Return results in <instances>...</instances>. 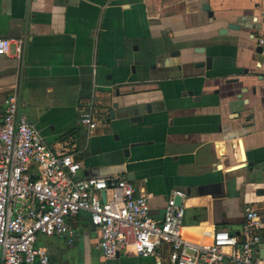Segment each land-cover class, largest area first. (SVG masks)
<instances>
[{"label": "crops", "instance_id": "crops-1", "mask_svg": "<svg viewBox=\"0 0 264 264\" xmlns=\"http://www.w3.org/2000/svg\"><path fill=\"white\" fill-rule=\"evenodd\" d=\"M234 26V27H229ZM264 0H0V120L18 114L81 177L125 178L160 218L183 192L182 236L241 239L244 209L264 211ZM21 41L19 55L14 51ZM91 110L96 128L80 115ZM73 236H39L49 264H166L98 248L89 216ZM264 261V244L256 248Z\"/></svg>", "mask_w": 264, "mask_h": 264}, {"label": "built area", "instance_id": "built-area-1", "mask_svg": "<svg viewBox=\"0 0 264 264\" xmlns=\"http://www.w3.org/2000/svg\"><path fill=\"white\" fill-rule=\"evenodd\" d=\"M256 42L264 48V36ZM10 47L11 40L0 37V55ZM21 50V41H16L15 53ZM79 123L87 131L96 128L91 110L81 113ZM81 168L73 155L54 153L36 127L18 114L16 95L5 98L0 120V264H49L38 237L73 236L68 220L79 212L88 214L98 231L104 260L125 246L142 258H158L168 245L166 264H264L256 255L264 244V211L244 209L241 239L218 230L209 244H198L181 233L184 207L175 198L183 192H172L162 216L154 218L148 197L128 180L81 177Z\"/></svg>", "mask_w": 264, "mask_h": 264}, {"label": "water", "instance_id": "water-1", "mask_svg": "<svg viewBox=\"0 0 264 264\" xmlns=\"http://www.w3.org/2000/svg\"><path fill=\"white\" fill-rule=\"evenodd\" d=\"M229 27L231 28V27H234V26H229ZM101 198H102L103 201L105 200V192L104 191L101 192ZM175 202H176V204H179L180 203V198L176 197L175 198Z\"/></svg>", "mask_w": 264, "mask_h": 264}]
</instances>
